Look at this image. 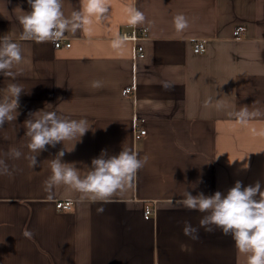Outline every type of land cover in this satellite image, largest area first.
<instances>
[{
	"label": "crops",
	"instance_id": "obj_1",
	"mask_svg": "<svg viewBox=\"0 0 264 264\" xmlns=\"http://www.w3.org/2000/svg\"><path fill=\"white\" fill-rule=\"evenodd\" d=\"M130 3L144 13L143 25L124 22ZM62 5L69 16L81 3ZM20 10L31 11L27 0H0V37L9 35L25 57L14 79L0 74V100L9 83L24 90L16 119L0 128V159L11 172L0 175V264H246L230 235L205 231L204 213L177 201L185 191L226 194L236 181L264 188V136L250 131L264 130V117L241 126L232 115L242 106L264 110V0H111L91 37L65 33L69 48L21 41ZM177 14L188 20L179 33ZM117 32L140 40L114 50ZM195 42L203 53L193 52ZM38 111L91 127L77 142L46 146L31 168L24 122ZM13 147L19 159L7 155ZM64 149L62 162L75 163L81 175L102 150L149 159L129 190L93 202L64 186L45 191L49 161ZM60 201H71L70 210L58 211ZM185 222L198 228V240L183 234Z\"/></svg>",
	"mask_w": 264,
	"mask_h": 264
},
{
	"label": "clouds",
	"instance_id": "obj_2",
	"mask_svg": "<svg viewBox=\"0 0 264 264\" xmlns=\"http://www.w3.org/2000/svg\"><path fill=\"white\" fill-rule=\"evenodd\" d=\"M27 2L31 11L20 10L24 14L18 17L22 29L19 39L36 43H55L69 31L74 34L82 30L86 36L91 37L94 22L103 23L107 20L111 8V0H80V9L65 16L62 0ZM124 11V22L127 25L137 27L145 23L144 13L134 3L128 4ZM173 25L178 33L183 32L188 27V20L183 14H177L173 18ZM127 39V36H121L117 32L111 41V47L114 50L123 49ZM24 59L19 43L7 34L0 37V74L14 79L16 72L13 69ZM101 86L100 81L91 83L93 88ZM162 86L165 89L170 87L167 82H162ZM23 91L19 84H8L7 96L0 100V128H3L6 122L16 119L19 114V97ZM211 103L212 98L209 97L206 105ZM217 107L220 105L217 104ZM36 113H39L36 118H32L34 113L30 114V118L24 122V135L28 137L26 147L33 154L27 157L31 168L37 166V156L46 150V146L55 147L57 143L65 141L77 142L91 127L86 119H65L54 111ZM232 115L241 126H247L251 121L264 117V110L242 106ZM250 131L255 135L264 136V130L258 131L252 127ZM74 144L71 150L67 151H72ZM65 151H58L49 161L50 176L44 182L45 191L51 192L55 187L64 186L79 193L81 198L93 202H108L117 193L129 190L138 171L149 159L147 155L142 159L138 158L136 152L128 149H122L117 155H108L106 150H102L98 157L91 160V167L81 175L75 163L62 162ZM7 155L19 159L22 153L13 147ZM0 175L11 176L4 159H0ZM177 203L186 209L204 213L199 220V226L205 231H213L214 226L223 235H230L237 252L246 257V264H264V188L259 181L247 186H243L241 181H236L226 194L215 191L211 195L200 192L194 196L185 191L183 198ZM98 212H103V208L98 209ZM182 231L192 240L199 239L198 228L188 222H185ZM24 235L31 238L32 233L25 230Z\"/></svg>",
	"mask_w": 264,
	"mask_h": 264
},
{
	"label": "built area",
	"instance_id": "obj_3",
	"mask_svg": "<svg viewBox=\"0 0 264 264\" xmlns=\"http://www.w3.org/2000/svg\"><path fill=\"white\" fill-rule=\"evenodd\" d=\"M128 37L127 40H131L133 41L134 43L138 40H140L137 36H135L134 34H131V35H125ZM70 44L65 42L63 40H60V41H57L54 43V47L55 48H61V47H65V48H69ZM192 50L195 54H201L205 51V45L203 44V42H195L192 46ZM135 52H136V56L137 57H143V51H142V48L140 46H136L135 47ZM122 93L124 95H133L134 92L132 90V88H125ZM138 133L140 135H144L145 134V130H139ZM72 206V203L71 201H60V202H57L55 207L58 211H68L70 210ZM148 214V213H147Z\"/></svg>",
	"mask_w": 264,
	"mask_h": 264
}]
</instances>
